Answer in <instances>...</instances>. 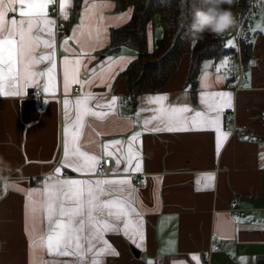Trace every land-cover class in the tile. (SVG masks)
<instances>
[{"label":"crops","instance_id":"crops-1","mask_svg":"<svg viewBox=\"0 0 264 264\" xmlns=\"http://www.w3.org/2000/svg\"><path fill=\"white\" fill-rule=\"evenodd\" d=\"M257 5L253 9L251 6L243 20L244 23L249 16L250 25L244 37L252 42L246 64L243 65L239 50L243 23H237V29H232L236 57L201 61L194 92L186 85L190 56L184 54L166 85L159 91L142 92L135 104L124 97L126 79L121 76L134 59V53L124 46L116 53L110 49V31L128 22L131 10H116L112 0H82L79 13H74V0H71L65 9V19L60 14L59 0L49 5L48 18L55 21L53 35L41 32L40 24L34 25L32 34L54 41L55 47L34 45L31 54L38 57L55 53L54 87L48 93L43 92L47 77H37L27 86V92L26 82L21 79L15 87H8V82L5 87V92L19 91V95H0V264H63L72 259L49 255L43 246L48 229L47 210L55 204L54 219H60V205L64 203L52 193L62 194L68 189L70 185L64 183L68 179L130 180L132 205L144 221L143 247H137L123 232H107L105 239L118 255L103 256V264H147L149 260H158L159 264H204V254L213 242L219 249L210 253V264H256L264 258V161L261 160L264 153V19L260 25L255 24L253 14ZM53 6L56 14L49 13ZM7 15L11 18L16 13L9 11ZM235 18L239 19V11ZM109 58L116 62L109 64ZM225 60L227 64L217 73V67ZM48 67L51 63L44 61L33 65L31 70L46 71ZM93 68L95 73L90 71ZM66 69L70 77L67 89L64 86ZM16 71L23 72L19 58ZM74 71H78L80 81L88 82H72ZM74 87H78L77 93H73ZM33 89L40 90L45 97L41 106L30 94ZM201 91L230 93L232 107L224 111L233 112L238 129L245 128L243 136L227 132L229 135L219 153L215 131H151L156 121L145 128L144 120L153 113L140 110L156 107L147 102L148 97L166 95L167 105L187 104L203 110L199 102ZM89 92L95 94L89 101L91 107L112 96L118 100L114 114L104 119L85 117L80 147L100 156L102 143L127 140L132 133L139 132L141 135L134 145L142 156L139 172L124 173L125 165L122 163L117 169L115 160L109 157L101 162L108 168L99 167L94 175L61 166L65 125L75 120L76 98ZM66 98L70 102L67 118ZM221 130L226 132L222 115ZM56 168L69 175L55 177ZM113 172L117 175L113 176ZM207 174L215 179L211 182L201 179L197 185V179ZM135 176L141 177L146 185L137 186ZM38 178L40 186L35 184ZM33 189L39 191L29 196ZM44 189H48L47 193ZM165 248L167 251L162 253Z\"/></svg>","mask_w":264,"mask_h":264},{"label":"snow or ice","instance_id":"snow-or-ice-1","mask_svg":"<svg viewBox=\"0 0 264 264\" xmlns=\"http://www.w3.org/2000/svg\"><path fill=\"white\" fill-rule=\"evenodd\" d=\"M261 2L264 0H257V4ZM53 3L54 0H0V95H19V91L5 92V87L6 82H8V87H15L21 79L26 82L25 87H27L32 83L33 78L47 77V82L43 85V92L48 93L54 87L55 53L41 54L38 57L31 54L34 45L43 44L45 48L51 49L55 47L54 41L42 39L39 34H32L34 25L40 24L42 25L41 32H46L49 36L53 35L55 21L49 19L47 13L49 5ZM70 4L71 0H59L60 14L65 19H67L65 9ZM7 5H18L19 7H8ZM9 11L16 15L9 18L7 15ZM6 21L7 29L5 28ZM15 36H18L19 39L17 40ZM226 46H234L233 41L229 39ZM18 58L19 63L23 66L22 73L16 71ZM44 61L51 63V67H48L46 71L31 70L33 65ZM115 62L109 58V64ZM65 63L67 64V60ZM79 63L80 61L77 59L76 69H78ZM226 64L227 60L223 61L220 67H217L216 72L219 73L221 67ZM100 68L103 71L104 65L101 64ZM90 71L95 73L96 70L93 68ZM204 75L206 76L207 73L205 72ZM69 78V72L66 69L64 74L65 89L68 88ZM71 81L78 84L88 82L78 79V71L71 74ZM94 98L95 94L89 92L75 100V120L71 125L66 123L64 129L65 141L61 166L71 167L73 171L82 174L94 175L102 160L109 157L115 160L117 169L122 163L125 165L124 173L139 172L142 166V156L134 147L141 135L139 132L132 133L127 140L113 139L102 143L100 156L90 154L80 147L79 140L82 136L86 116L91 115L97 119H104L115 113L118 97L112 96L103 103L97 101L95 106L91 107L89 101ZM166 100V95L147 98V102L156 105V107L140 110L153 113L144 120L145 128L156 121L158 123L150 129L151 131H215L217 134L216 150L219 153L223 142L229 135L221 130V115L226 108L232 107L231 94L223 91H201L199 102L203 105V110H196L187 104L167 105L165 104ZM69 103L66 98L64 100L66 118ZM188 113H192V115H188ZM136 115L139 116L140 112H137ZM110 149H115V151H110ZM261 160L264 161V153L261 154ZM55 172L59 176L61 168H56ZM112 175L116 176L117 173L113 172ZM201 179L211 182L215 177L212 174H207L197 179V185L200 184ZM64 183L70 187L62 194L52 193L53 196L62 198L64 201L60 205L61 218L54 219L55 204H51L46 213L48 229L43 246L47 248L49 255L72 258L69 261H64L63 264H103V256L118 255L105 239L107 232H123L137 247H143L144 221L142 215L132 205V189L128 178L68 179ZM205 186L210 185L206 184ZM34 191L39 190H30L29 196ZM44 191L47 193L48 189H44ZM133 215L136 217L135 220ZM234 219L239 220V218ZM171 244L172 242H169V246ZM164 251H167V248L163 249L162 253ZM193 259L197 258L193 257ZM147 264H159V261L149 260Z\"/></svg>","mask_w":264,"mask_h":264},{"label":"trees","instance_id":"trees-1","mask_svg":"<svg viewBox=\"0 0 264 264\" xmlns=\"http://www.w3.org/2000/svg\"><path fill=\"white\" fill-rule=\"evenodd\" d=\"M112 1L118 11L131 10L129 21L110 31V49L116 53L122 46H130L134 50V59L121 73L126 79L124 97L133 104L142 92L161 90L177 69L184 54L190 56L186 85L192 92L195 91L201 61L237 55L236 48L226 46L223 37L205 33L203 39L193 44L185 35L186 27L191 22L192 8L196 6L194 0H170L166 6H162L160 0ZM259 4L264 10V2ZM81 5L82 0H74V10H79ZM256 5L257 0H233L232 4H223L222 7L237 9L239 11L237 23L240 24L243 23L244 16L251 6L253 9ZM155 17L161 32L158 37L154 34ZM248 18L249 16L242 24V33L239 37L243 65L249 61L252 50V42L244 37L248 29ZM237 27L236 24L234 28ZM256 264H264V258L258 259Z\"/></svg>","mask_w":264,"mask_h":264},{"label":"clouds","instance_id":"clouds-1","mask_svg":"<svg viewBox=\"0 0 264 264\" xmlns=\"http://www.w3.org/2000/svg\"><path fill=\"white\" fill-rule=\"evenodd\" d=\"M170 0H160L166 6ZM196 6L191 11V22L187 25L185 35L195 44L208 33L223 36L233 29L237 20L230 9L223 8V4H232L233 0H194ZM203 5V6H199Z\"/></svg>","mask_w":264,"mask_h":264},{"label":"built area","instance_id":"built-area-1","mask_svg":"<svg viewBox=\"0 0 264 264\" xmlns=\"http://www.w3.org/2000/svg\"><path fill=\"white\" fill-rule=\"evenodd\" d=\"M49 13L51 14H56V7H52L49 10ZM26 91L29 92L28 87H26ZM32 93H30L32 95V97L35 98V100L37 101L38 105L41 106L44 103V96L42 95L41 91L38 89H33L31 91ZM78 92V87H74L73 88V93H77ZM222 117H223V129L226 132H229L231 134H239L240 136H243L245 134V128H237V125L235 124L234 121V117H233V112L232 111H223L222 113ZM108 168V166H104V164L100 165V169L101 170H106ZM69 175V173L67 171H62V173L59 176H55V177H67ZM135 180V184L137 186H145L146 182L139 176H135L134 177ZM35 184L36 185H41V180L38 178L35 180ZM0 191H1V186H0ZM235 205V203L233 204V206ZM219 249V246L213 242V244L211 245L210 249H208V251L205 252L204 257H203V262L204 264H210V253L213 251H217Z\"/></svg>","mask_w":264,"mask_h":264},{"label":"rangeland","instance_id":"rangeland-1","mask_svg":"<svg viewBox=\"0 0 264 264\" xmlns=\"http://www.w3.org/2000/svg\"><path fill=\"white\" fill-rule=\"evenodd\" d=\"M231 11L233 12L234 16H236V14L238 13L237 10H231ZM73 12L74 13H76V12L79 13V11H76V10H73ZM263 19H264V10H263L262 6L260 4H258L256 9H255V12L253 14V20L255 21V24L260 25L261 21L263 22ZM153 23L155 24V28H158V26H157V18L156 17L154 18ZM249 25H250V22H248V26ZM263 26H264V23H263ZM157 30H158V35L157 36H160V34H161L160 29H157ZM220 37L225 38V43L226 44H227V41L229 39H231L233 41V45H234V46H231V47H233V48L235 47V37L232 35V29L229 32L225 33L223 36H220ZM124 47L129 48L134 53V50L130 46H124Z\"/></svg>","mask_w":264,"mask_h":264}]
</instances>
